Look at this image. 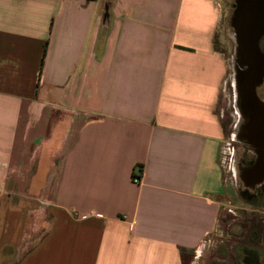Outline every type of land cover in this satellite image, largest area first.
<instances>
[{
	"label": "crops",
	"instance_id": "obj_1",
	"mask_svg": "<svg viewBox=\"0 0 264 264\" xmlns=\"http://www.w3.org/2000/svg\"><path fill=\"white\" fill-rule=\"evenodd\" d=\"M223 4L0 0V264H195L227 194Z\"/></svg>",
	"mask_w": 264,
	"mask_h": 264
},
{
	"label": "rangeland",
	"instance_id": "obj_2",
	"mask_svg": "<svg viewBox=\"0 0 264 264\" xmlns=\"http://www.w3.org/2000/svg\"><path fill=\"white\" fill-rule=\"evenodd\" d=\"M233 2L234 0H220V3H224L225 17L222 29L224 35L216 37L214 44L225 54L228 62V71L217 108L224 126L221 158L225 168L224 177L227 178V194L221 200L217 224L205 237L203 249L195 264H243L241 258L244 251H256L264 258V186L254 187L240 178L241 167L250 165L256 158V153L241 138L245 129V112L240 108L241 102L234 79L237 75L242 76L246 66L244 54L238 56L235 50L237 49L236 32L228 24ZM263 38L264 35L258 41V49L260 51L262 48V54H264ZM257 93L264 100V77L262 84L257 87ZM245 189L249 190L247 191L250 192L248 194L251 197H255L250 198L253 203H246L240 199L239 193ZM31 243L32 241L29 242Z\"/></svg>",
	"mask_w": 264,
	"mask_h": 264
},
{
	"label": "flooded vegetation",
	"instance_id": "obj_3",
	"mask_svg": "<svg viewBox=\"0 0 264 264\" xmlns=\"http://www.w3.org/2000/svg\"><path fill=\"white\" fill-rule=\"evenodd\" d=\"M264 1V0H262ZM251 4V0H234L233 2V8L228 16V24L229 27H232L234 29V31L236 32V43L237 46L239 45L240 48H242V42H241V36L239 33H250L251 31H253V29H251L250 27V23L251 22H256L255 24H259V22L261 20H264V12L263 11H247V6H250ZM254 4H257L258 6L261 7V5L263 4H259V3H252L251 6H253ZM232 14V15H231ZM264 35V25L262 24V26L260 27V29L258 30V34H257V38L260 37L261 35ZM262 35V36H263ZM260 39V38H259ZM258 39V41H259ZM258 41H257V49H258ZM262 46V44H261ZM237 51V49H235ZM259 51V49H258ZM261 54L263 52L262 48H260L259 51ZM244 64L246 66V69L244 71V73L242 74V76L239 75V77H243V76H247L246 80H243L242 78L239 79L237 78L238 75L236 76L235 83H236V90L238 93V98L240 100V108H242V110H244L245 112V117H246V122L244 124L245 129L243 130V133L241 135V138H243L245 141H247L246 139L250 140V137H248V132H251L252 135L254 136H260V130H259V121H258V116L260 113H264V109H263V105H264V100H262V97L257 93V87L259 85L262 84L263 81V70H264V65L262 68H260L257 71V77H250L251 75H247V73L249 72V65L247 64V58L246 56H244ZM253 64V63H252ZM258 64L261 66L263 64V54H262V59H258ZM261 76V77H260ZM264 77V76H263ZM255 78H259L256 79ZM250 79H252L253 81H251ZM237 80V82H236ZM241 80V82H240ZM243 83V84H242ZM246 83V84H245ZM259 83L257 86L256 84ZM256 86V87H255ZM243 87H245V92H243ZM251 88H254V93L253 96L251 95ZM243 92V94H242ZM256 96V97H255ZM258 100H257V99ZM252 141V140H250ZM253 142V141H252ZM259 148V147H258ZM260 153L262 154V156H260L258 163L259 165L255 168V169H250L248 171L245 172V174L243 175L246 180H250V181H255L257 180L261 175H260V170L264 165V148H260ZM255 161L252 160L253 164Z\"/></svg>",
	"mask_w": 264,
	"mask_h": 264
},
{
	"label": "water",
	"instance_id": "obj_4",
	"mask_svg": "<svg viewBox=\"0 0 264 264\" xmlns=\"http://www.w3.org/2000/svg\"><path fill=\"white\" fill-rule=\"evenodd\" d=\"M252 3H259V4H263V5H261V7L258 6L257 4H254L253 6H251ZM251 10H253V11L259 10V11L264 12V1H262V0H251L250 6H247V11H251ZM255 23L256 22L250 23V27H251V29H253V31H251L250 33H239L241 36L242 48H240L238 45L237 51H236L238 56L242 55V54H244V56H246L247 64L250 67L247 75H251L250 77H252V79L254 76L257 77V75H258L257 71L260 68H262L264 65V63L261 66L258 64V59H260V58L262 59V54L257 49V41L263 35L262 34L260 37L257 38V34H258V30L260 29L262 24L264 25V20H261L259 22V24H255ZM237 78H239V79L242 78L243 80H246L247 76H243L241 78L238 76ZM252 79H250V80L253 81L254 79L253 80ZM256 79H259V78H255V80ZM236 82H237V80H236ZM240 82H241V80H240ZM244 88L245 87H243V89ZM243 92H245V89L243 90ZM243 92H242V94H243ZM251 93H252L251 94L252 96H253V94H255L254 88H251ZM263 116L264 115L262 113H260L258 116V121H259L258 124H259V130H260L259 138H258V136L256 137V136L252 135L251 132L247 133L248 137H250V140H252L253 142L250 141L249 139H246L247 140L246 142L253 147L254 152L256 153V158H255L254 163L251 165V169H255L259 165L258 160H259L260 156H262V154L260 153V151H261L260 148H262V147L264 148V117ZM263 178H264V172H262V175L250 185L254 186L257 183L262 182Z\"/></svg>",
	"mask_w": 264,
	"mask_h": 264
},
{
	"label": "trees",
	"instance_id": "obj_5",
	"mask_svg": "<svg viewBox=\"0 0 264 264\" xmlns=\"http://www.w3.org/2000/svg\"><path fill=\"white\" fill-rule=\"evenodd\" d=\"M264 186V182L259 186V187H263ZM248 193L246 189L245 190H242L240 193H239V197L242 201L246 202V203H253L254 201H252L250 198H255V197H251ZM242 262L244 264H259V260H258V257L256 258V256L254 255L253 252H245L244 251V254L242 255Z\"/></svg>",
	"mask_w": 264,
	"mask_h": 264
},
{
	"label": "bare ground",
	"instance_id": "obj_6",
	"mask_svg": "<svg viewBox=\"0 0 264 264\" xmlns=\"http://www.w3.org/2000/svg\"><path fill=\"white\" fill-rule=\"evenodd\" d=\"M264 39V38H263ZM264 55V54H263ZM263 72H264V70H263ZM263 76H264V73H263ZM263 76H262V78H263ZM259 83H257L256 84V86L258 85ZM255 86V87H256ZM255 95V94H254ZM256 97V96H255ZM257 99V98H256ZM258 100V99H257ZM263 109H264V105H263ZM263 115H264V113H263ZM264 117V116H263ZM264 161V160H263ZM264 163V162H263ZM262 172H264V165H263V167L261 168V170H260V175H262ZM243 179H244V181L247 183V184H252L254 181H250L249 179L248 180H246V178L243 176ZM240 183V182H239ZM256 185V184H255ZM255 187V186H254ZM246 188V187H245ZM243 189V188H242ZM248 190V189H247ZM249 191V190H248Z\"/></svg>",
	"mask_w": 264,
	"mask_h": 264
},
{
	"label": "built area",
	"instance_id": "obj_7",
	"mask_svg": "<svg viewBox=\"0 0 264 264\" xmlns=\"http://www.w3.org/2000/svg\"><path fill=\"white\" fill-rule=\"evenodd\" d=\"M228 164V168L230 167L229 166V163H227ZM231 170H232V168H231ZM141 175L142 174H140V173H135V174H133V176H132V181L133 182H135V183H140V181H141Z\"/></svg>",
	"mask_w": 264,
	"mask_h": 264
}]
</instances>
